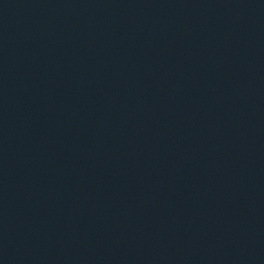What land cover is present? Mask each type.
<instances>
[{
  "label": "water",
  "instance_id": "water-1",
  "mask_svg": "<svg viewBox=\"0 0 264 264\" xmlns=\"http://www.w3.org/2000/svg\"><path fill=\"white\" fill-rule=\"evenodd\" d=\"M0 264H264V0H0Z\"/></svg>",
  "mask_w": 264,
  "mask_h": 264
}]
</instances>
